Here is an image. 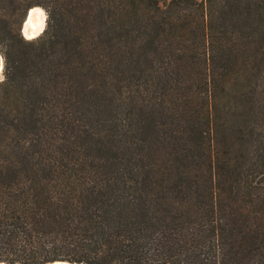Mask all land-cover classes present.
Segmentation results:
<instances>
[{
	"label": "trees",
	"instance_id": "trees-1",
	"mask_svg": "<svg viewBox=\"0 0 264 264\" xmlns=\"http://www.w3.org/2000/svg\"><path fill=\"white\" fill-rule=\"evenodd\" d=\"M0 49V262L264 264V0H0Z\"/></svg>",
	"mask_w": 264,
	"mask_h": 264
},
{
	"label": "bare ground",
	"instance_id": "bare-ground-1",
	"mask_svg": "<svg viewBox=\"0 0 264 264\" xmlns=\"http://www.w3.org/2000/svg\"><path fill=\"white\" fill-rule=\"evenodd\" d=\"M34 10H39L40 12L43 13V16L38 18L37 13ZM30 18H31V22L33 24H37L38 21H41L42 20L43 28L45 27L47 15H46L45 10L42 7L36 6V7L32 8ZM30 18L28 19V21L26 23V26L29 24ZM26 26H25V32H26ZM34 31L40 32L41 30H39V29H35L34 30L32 28H27V35L28 36H32V33Z\"/></svg>",
	"mask_w": 264,
	"mask_h": 264
},
{
	"label": "water",
	"instance_id": "water-1",
	"mask_svg": "<svg viewBox=\"0 0 264 264\" xmlns=\"http://www.w3.org/2000/svg\"><path fill=\"white\" fill-rule=\"evenodd\" d=\"M34 7H36V6H34ZM34 7H32V8H34ZM32 8L29 9V11L27 13V16H26V19H25V21L23 23V26H22V32L25 35V37H27V38L29 36L25 32V26H26V23H27L28 19L30 18ZM44 29H45V27L40 32H38L37 35L33 36L32 38H35V37L39 36L41 33H43ZM0 264H10V263L0 262ZM14 264H22V263H14ZM48 264H74V263H69V262H65V261H55V262H51V263H48Z\"/></svg>",
	"mask_w": 264,
	"mask_h": 264
},
{
	"label": "clouds",
	"instance_id": "clouds-1",
	"mask_svg": "<svg viewBox=\"0 0 264 264\" xmlns=\"http://www.w3.org/2000/svg\"><path fill=\"white\" fill-rule=\"evenodd\" d=\"M42 28H43V23H42V20H41V21H38V23L36 24V29L42 30ZM37 34H38V32H37V31H34V32L32 33L31 38H32L33 36L37 35ZM28 38H29V37H28ZM31 38H29V39H31ZM3 63H4V58H3V57H0V83H3L4 80H5V77H4V75L2 74Z\"/></svg>",
	"mask_w": 264,
	"mask_h": 264
},
{
	"label": "snow or ice",
	"instance_id": "snow-or-ice-1",
	"mask_svg": "<svg viewBox=\"0 0 264 264\" xmlns=\"http://www.w3.org/2000/svg\"><path fill=\"white\" fill-rule=\"evenodd\" d=\"M34 11L37 13L38 18L43 16V13L40 12L39 10H34ZM27 28H32L34 30L36 29V24H33L31 22V18H30L29 24L26 26V34H27ZM29 38H31V36H29Z\"/></svg>",
	"mask_w": 264,
	"mask_h": 264
},
{
	"label": "rangeland",
	"instance_id": "rangeland-1",
	"mask_svg": "<svg viewBox=\"0 0 264 264\" xmlns=\"http://www.w3.org/2000/svg\"><path fill=\"white\" fill-rule=\"evenodd\" d=\"M43 8V7H42ZM44 10H45V8H43ZM45 12H46V15H47V11L45 10ZM47 17H48V15H47ZM23 26V25H22ZM46 26H47V18H46V24H45V28H46ZM45 30V29H44ZM22 34H23V32H22ZM24 35V34H23ZM24 37H25V35H24ZM27 38V37H26ZM27 39H29V38H27ZM0 57H3L4 58V56H3V53H2V51H1V49H0ZM2 74L4 75V63H3V70H2ZM4 77H5V75H4Z\"/></svg>",
	"mask_w": 264,
	"mask_h": 264
}]
</instances>
